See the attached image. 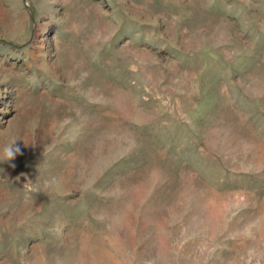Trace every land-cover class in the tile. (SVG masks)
Returning <instances> with one entry per match:
<instances>
[{
	"label": "rangeland",
	"instance_id": "rangeland-1",
	"mask_svg": "<svg viewBox=\"0 0 264 264\" xmlns=\"http://www.w3.org/2000/svg\"><path fill=\"white\" fill-rule=\"evenodd\" d=\"M0 264H264V0H0Z\"/></svg>",
	"mask_w": 264,
	"mask_h": 264
},
{
	"label": "clouds",
	"instance_id": "clouds-1",
	"mask_svg": "<svg viewBox=\"0 0 264 264\" xmlns=\"http://www.w3.org/2000/svg\"><path fill=\"white\" fill-rule=\"evenodd\" d=\"M20 148L19 147H13V145L6 147L3 152V160L5 161H12L15 159L16 155L19 154Z\"/></svg>",
	"mask_w": 264,
	"mask_h": 264
},
{
	"label": "bare ground",
	"instance_id": "bare-ground-1",
	"mask_svg": "<svg viewBox=\"0 0 264 264\" xmlns=\"http://www.w3.org/2000/svg\"><path fill=\"white\" fill-rule=\"evenodd\" d=\"M0 157H3V156H0ZM3 160L2 158H0V161Z\"/></svg>",
	"mask_w": 264,
	"mask_h": 264
}]
</instances>
